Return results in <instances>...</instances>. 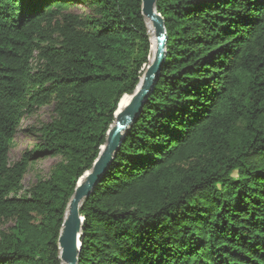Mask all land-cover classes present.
Returning <instances> with one entry per match:
<instances>
[{
    "label": "trees",
    "instance_id": "16d2710c",
    "mask_svg": "<svg viewBox=\"0 0 264 264\" xmlns=\"http://www.w3.org/2000/svg\"><path fill=\"white\" fill-rule=\"evenodd\" d=\"M74 2L0 0V264H61L76 183L149 65L141 0ZM155 9L165 62L79 209L78 264H264V0ZM50 103L40 143L10 165L21 121ZM56 157L24 191L29 167Z\"/></svg>",
    "mask_w": 264,
    "mask_h": 264
},
{
    "label": "water",
    "instance_id": "95a60500",
    "mask_svg": "<svg viewBox=\"0 0 264 264\" xmlns=\"http://www.w3.org/2000/svg\"><path fill=\"white\" fill-rule=\"evenodd\" d=\"M156 2L157 0H141V14L145 24L146 21H149L154 29L156 45L153 60L144 70L134 93L130 95L128 103L122 108L120 107L121 100L119 101L114 114V122L106 134L104 145L100 148L91 169L76 183L73 195L67 204L58 237L59 261L61 264L79 263V252L83 239V218L79 214V209L93 192L101 175L109 167L122 144L126 131L137 120L165 62L167 35L164 21L156 12Z\"/></svg>",
    "mask_w": 264,
    "mask_h": 264
},
{
    "label": "rangeland",
    "instance_id": "374dc122",
    "mask_svg": "<svg viewBox=\"0 0 264 264\" xmlns=\"http://www.w3.org/2000/svg\"><path fill=\"white\" fill-rule=\"evenodd\" d=\"M79 1L80 0H75L72 4L76 5L75 7L79 8V10L84 11L85 6H82ZM63 14H65V12H63ZM33 66H35V64H33ZM52 110L53 104L50 103L41 109L35 110L32 114L25 115L12 142L8 156L10 165L17 162L22 154L30 152L40 143L37 130L42 125L51 121L53 116ZM59 161V157L45 158L40 159L31 165L22 180L24 191L29 190L38 180L48 178L51 170ZM8 226H10L9 223L0 222L1 228L5 229Z\"/></svg>",
    "mask_w": 264,
    "mask_h": 264
},
{
    "label": "bare ground",
    "instance_id": "6f19581e",
    "mask_svg": "<svg viewBox=\"0 0 264 264\" xmlns=\"http://www.w3.org/2000/svg\"><path fill=\"white\" fill-rule=\"evenodd\" d=\"M146 25L149 31V36L151 39V57L149 58V64L152 62L153 57H154V53H155V45H156V39H155V35H154V29L151 25V23L149 21H146ZM130 99V96L125 95L122 97L121 102H120V107H124L128 101Z\"/></svg>",
    "mask_w": 264,
    "mask_h": 264
}]
</instances>
